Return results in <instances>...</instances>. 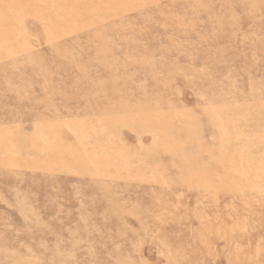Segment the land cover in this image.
<instances>
[{"label": "rangeland", "instance_id": "1", "mask_svg": "<svg viewBox=\"0 0 264 264\" xmlns=\"http://www.w3.org/2000/svg\"><path fill=\"white\" fill-rule=\"evenodd\" d=\"M0 264H264V0H0Z\"/></svg>", "mask_w": 264, "mask_h": 264}, {"label": "bare ground", "instance_id": "2", "mask_svg": "<svg viewBox=\"0 0 264 264\" xmlns=\"http://www.w3.org/2000/svg\"><path fill=\"white\" fill-rule=\"evenodd\" d=\"M185 252V251H184ZM127 258V257H126Z\"/></svg>", "mask_w": 264, "mask_h": 264}]
</instances>
